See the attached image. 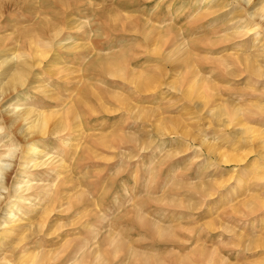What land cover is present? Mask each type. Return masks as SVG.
<instances>
[{
	"label": "rangeland",
	"instance_id": "374dc122",
	"mask_svg": "<svg viewBox=\"0 0 264 264\" xmlns=\"http://www.w3.org/2000/svg\"><path fill=\"white\" fill-rule=\"evenodd\" d=\"M262 10L0 0V264H264Z\"/></svg>",
	"mask_w": 264,
	"mask_h": 264
},
{
	"label": "bare ground",
	"instance_id": "6f19581e",
	"mask_svg": "<svg viewBox=\"0 0 264 264\" xmlns=\"http://www.w3.org/2000/svg\"><path fill=\"white\" fill-rule=\"evenodd\" d=\"M253 13H254L253 15H259V17L264 18V10H262L259 13H257V12H253ZM38 60L36 62H38ZM25 74H26L25 67H23V63H21L18 65L17 70L12 72L10 79L8 80L7 83H5L4 88L5 89L11 88L12 90H17L19 87H22L26 81L25 80L26 79ZM69 112H71V110ZM71 114H73V113H71ZM27 115H28L27 112H22L20 114L19 118H20V120H24V121L28 120L26 122V130L28 131V134L41 136V137H43L45 135L51 136V135L57 134V130H54V128H52V130H49L50 128L48 126V119L43 114L42 115L36 114L30 120L28 119Z\"/></svg>",
	"mask_w": 264,
	"mask_h": 264
}]
</instances>
